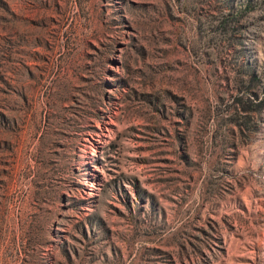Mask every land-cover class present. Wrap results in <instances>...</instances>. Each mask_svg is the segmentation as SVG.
<instances>
[{"label":"rangeland","instance_id":"1","mask_svg":"<svg viewBox=\"0 0 264 264\" xmlns=\"http://www.w3.org/2000/svg\"><path fill=\"white\" fill-rule=\"evenodd\" d=\"M0 264H264V0H0Z\"/></svg>","mask_w":264,"mask_h":264}]
</instances>
